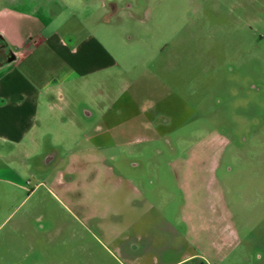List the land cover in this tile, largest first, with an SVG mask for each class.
<instances>
[{"label":"rangeland","instance_id":"obj_1","mask_svg":"<svg viewBox=\"0 0 264 264\" xmlns=\"http://www.w3.org/2000/svg\"><path fill=\"white\" fill-rule=\"evenodd\" d=\"M14 17L112 65L0 141V264H264V0H0Z\"/></svg>","mask_w":264,"mask_h":264},{"label":"crops","instance_id":"obj_2","mask_svg":"<svg viewBox=\"0 0 264 264\" xmlns=\"http://www.w3.org/2000/svg\"><path fill=\"white\" fill-rule=\"evenodd\" d=\"M36 17L29 20L30 24L44 26ZM8 22L0 21V34L14 43L15 60L0 68V141L19 145L33 136L42 102L54 107L53 96L61 95L65 84L111 67L112 60L93 38L83 42L93 43L86 55L78 49L82 43L68 41L55 32L43 35L44 31H38L33 37L24 33L15 38L10 28L18 21L14 17ZM44 49L48 56L40 58Z\"/></svg>","mask_w":264,"mask_h":264},{"label":"flooded vegetation","instance_id":"obj_3","mask_svg":"<svg viewBox=\"0 0 264 264\" xmlns=\"http://www.w3.org/2000/svg\"><path fill=\"white\" fill-rule=\"evenodd\" d=\"M14 57L15 55L12 49L9 48L6 39L4 38L2 34H0V68L5 67L8 64V62ZM248 82H249L248 87H251V89H256L257 86L255 84H252L250 78H248ZM85 114H86V117L88 118L93 115V113L89 110H85ZM46 156H47L48 162H52V161L57 160L56 158L58 155L56 151L53 149V150H50Z\"/></svg>","mask_w":264,"mask_h":264},{"label":"water","instance_id":"obj_4","mask_svg":"<svg viewBox=\"0 0 264 264\" xmlns=\"http://www.w3.org/2000/svg\"><path fill=\"white\" fill-rule=\"evenodd\" d=\"M13 60H15V57H14V58H12V59H11V60L8 62V64H9V63H11Z\"/></svg>","mask_w":264,"mask_h":264}]
</instances>
